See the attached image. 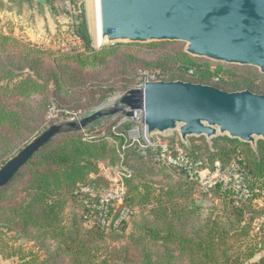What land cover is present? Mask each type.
<instances>
[{"label":"trees","instance_id":"obj_1","mask_svg":"<svg viewBox=\"0 0 264 264\" xmlns=\"http://www.w3.org/2000/svg\"><path fill=\"white\" fill-rule=\"evenodd\" d=\"M8 2L9 7L15 4L16 9L20 8L19 13L25 6L26 11L35 5L33 0ZM78 10L71 16L73 22L70 25V34L75 37L76 44L91 50V37L85 14ZM6 12L13 11L9 8ZM75 47L72 48L74 50L71 54L64 55L67 59H73L72 57L80 53ZM39 48L20 42L12 31L0 26V168L14 152L45 128L48 112L51 106H54L52 99L58 97L71 84L69 80L62 78V72L67 67L44 60ZM179 59L184 71L197 74L195 67L199 66L193 58L180 52ZM67 61H79L83 67L86 65L83 60ZM93 61L96 63L97 60ZM71 72V77L80 80L77 69L73 68ZM201 77L210 78L215 84L222 79L218 73L210 74L207 71L202 72ZM50 82H53L54 89ZM129 128V125H120L115 127L114 134L111 130L108 135L121 140L120 151L125 145V139L121 135L125 136ZM87 137L88 135L72 133L46 145L14 181L0 191V229L6 231V234L1 233L4 237L0 239L1 257L18 258L24 264H46L48 260L34 250L22 255L23 251L19 248L20 254H16L18 251L11 241L28 239L45 247L51 242H58V255L67 256L71 261H76V264H82L81 259L86 257L87 262L83 264H95L97 260H90L92 257L85 244L77 243L76 240L66 241L72 238L69 234H74L65 227L68 209L78 217L81 224L99 236L123 233L135 218L145 215L159 216L160 219L166 218L170 221L176 219L182 225L185 224L183 219H188L189 223L190 220H195V224L201 220L195 235L177 232L172 222L167 223L164 230L156 231L153 227H142V230L151 236L159 232L157 238L162 242L179 244L182 252L187 251L190 254L196 251V254L191 256L194 257L191 259L192 264H245L255 256L257 250L264 249V238L259 233L255 238L250 237L252 223L258 213L254 210L253 202L264 193V141L259 142L260 156L257 157L247 144L239 140L227 136L214 140V148L218 151L212 154V162L218 160L220 164L228 163L236 158L239 165L236 167L247 185V196L238 197L223 181L216 184L214 192L222 200L223 207L221 210L214 209V215L204 219H200L203 217L197 207L194 209L182 203L191 201L194 193L193 183L184 179L175 182L177 176L155 161V153L151 151L147 152V156H143L144 162L137 167L133 166L131 159L135 154L131 147L127 148L124 163L131 171V176L125 178V202L135 212L122 222L118 229L103 230L94 221L85 219L92 200L81 194L80 190L84 187L95 190L108 188L110 183L104 182L100 176V165L111 160H118L120 164V151L117 155L118 148L109 139ZM202 139L204 141V138ZM185 152L189 157L201 160L208 169L202 156ZM175 172L183 174L182 171ZM165 178L169 181L165 182ZM192 204H195V201H192ZM112 215L116 217L117 213ZM7 232L15 236H9ZM160 232L163 236H160ZM145 258L147 260L144 264H152L150 255L146 254ZM101 262L106 264V259ZM253 264H264V257Z\"/></svg>","mask_w":264,"mask_h":264},{"label":"rangeland","instance_id":"obj_2","mask_svg":"<svg viewBox=\"0 0 264 264\" xmlns=\"http://www.w3.org/2000/svg\"><path fill=\"white\" fill-rule=\"evenodd\" d=\"M9 4L8 0H0V11L2 13L0 15L2 20L0 26L7 31H12L20 42L33 44L37 48L40 47L39 49L42 53L41 57L44 60L67 67V69L62 72V78H64V80H69L71 83L69 88L65 89L58 97L52 99L54 106H51L46 117L47 121L45 128L42 129L39 135L53 125L71 122L78 123L80 120L100 110H113L116 107L124 108L120 104L121 98L133 89H141L146 82L182 81L192 84L214 86L226 92L248 90L255 94L264 95V74H262L258 68L228 65L204 58L192 57L186 53V44L181 42L98 44L95 37V28L98 22L97 0H59L55 8L58 21L57 25L53 26L52 31L46 30L43 24L40 23L38 18V5L35 4L31 6L30 10L26 11L25 9H27V6H25L22 12L19 13L18 11H21L20 8L16 9L15 4L9 7ZM9 8H11L13 12H6L9 11ZM78 9L82 10L85 14L91 37V50L82 48L79 44H76L74 42V37L70 34V25L73 22L71 16H73ZM20 16L22 17L20 18ZM73 47L80 50V53L72 57L73 59H67V56L64 55L71 54L74 50L72 49ZM180 52L187 54L195 60V63L199 66L195 67V70H197L196 75H193L191 71H184L182 63L179 61ZM67 60H83L82 62H85L86 65L83 67L80 65L79 61L68 62ZM93 60H97L96 63H94ZM73 68L79 71L78 78H80V80L71 77L73 76L71 72ZM206 71L210 74L218 73L222 79L218 84H215L210 78H202V72ZM165 78L169 81L164 80ZM50 84L52 89H54L53 82H50ZM4 88L5 87H2V89ZM138 114L139 111L134 118L126 117L122 114L104 117L80 131L70 127H64L63 134L56 137L52 142L72 133H80L82 136L88 135V139H109L110 142L116 144L118 155L121 140L118 137L113 136V138L108 135H110L109 133L111 130L114 134V128L118 127L119 124L129 125L130 128L127 130L128 132L125 136L132 137V139L129 138L130 142L132 140H137L135 145L131 147L135 154L131 159L132 165L137 167L144 162L142 158L145 157L140 150V147L145 144L142 131L137 124ZM106 134L107 136H105ZM37 136L14 152L10 158H8V161ZM222 137L225 136H219L211 141H207L204 137H191L188 139V142L184 144L181 143L179 139L178 131H174L164 137L155 135L151 137V139L155 140L156 138H160L170 144L178 143L183 150L193 155L202 156L208 169L204 168L213 174L216 164L218 163V160L212 162V154H216L218 151L214 148V140ZM115 138L116 140H114ZM202 138H204V141ZM260 141L261 140L257 141L255 145L247 144L252 153L257 157L260 156ZM16 142L19 141L16 140ZM220 144L222 143L220 142ZM224 145L225 144H223V146ZM205 147H207V149ZM118 162V160L116 162L111 160L101 163L100 176L104 182H109L108 175L104 172V169L108 170L109 177L114 178L118 173ZM5 163H7V161ZM236 166H239L236 158H233L228 163L221 162L220 167L225 179H214V182L218 184L223 181L228 184L229 188L235 191L238 197H246L247 185L244 183L242 174ZM169 171L177 176L178 179H176L175 182H181L184 179L193 183L192 189L194 193L191 201H182V203L194 209L197 207V211L203 217L200 219L214 215V209L216 208L219 210L222 209V200H220L218 194L214 192V187L209 190H204L200 182L187 179L183 174L177 173L175 170ZM168 181L169 180L165 178V182ZM192 201H195V204H192ZM253 204L254 210L258 213L252 223L250 237L255 238L256 234L259 233V235L264 238V193L260 194L259 197L254 200ZM67 212L68 215L65 227L67 231L74 234H69L68 236H72V238L66 241L72 242L76 240L77 243L85 244L89 248L92 257L90 260L92 262L97 260L95 264H103L101 260L104 259H106V264H144L147 260L145 258L146 254L150 255L152 264H192L191 259L194 257L191 256L196 254V251L190 254L187 251L182 252L179 249V244L170 241L162 242L157 238L159 232L151 236L148 235L146 231L142 230V227L149 226V228L153 227L154 230L158 231L166 229L167 223L172 222L177 232L185 235H195L200 228L199 221L201 220H198L197 224H195V220H190L189 223L188 219H183L182 221H184L185 224L182 225L180 221L176 219L170 221L166 218L160 219L159 216L154 217L152 215H145L135 218L131 222L129 228L123 233L99 236L81 224L78 217L76 218L74 213H71V209H68ZM1 233L6 234V231L0 229V239L3 237ZM7 235L15 236V234L8 232ZM200 235L203 236L202 233ZM160 236H163L161 232ZM14 242L11 241V244H15L14 246L18 251L16 254H20L19 248L23 251L21 253L22 255H27L31 250H34V252L40 254L42 258L48 260L46 264H76V261H71L69 257L62 254L58 255L60 248L58 242H51L46 247L41 244H35L28 239L20 241L15 240ZM263 257L264 249L257 250L255 256L251 260H247L245 264H253L260 261ZM80 262L82 264L86 263V257L81 259ZM0 264L24 263L18 258L6 259L0 256Z\"/></svg>","mask_w":264,"mask_h":264},{"label":"water","instance_id":"obj_3","mask_svg":"<svg viewBox=\"0 0 264 264\" xmlns=\"http://www.w3.org/2000/svg\"><path fill=\"white\" fill-rule=\"evenodd\" d=\"M45 0H37L43 4ZM100 44L181 42L186 53L213 62L251 66L264 74V0H98ZM113 110H100L78 123L53 125L0 168V191L32 158L62 135L64 127L84 130L109 116L144 112L146 136L178 131L211 141L227 136L255 145L264 141V95L226 92L182 81L146 82L121 98Z\"/></svg>","mask_w":264,"mask_h":264},{"label":"built area","instance_id":"obj_4","mask_svg":"<svg viewBox=\"0 0 264 264\" xmlns=\"http://www.w3.org/2000/svg\"><path fill=\"white\" fill-rule=\"evenodd\" d=\"M139 113L137 124L142 131L145 144L140 147L143 155L146 156L148 151L154 152L155 161L163 164L169 170L182 171L185 178L200 182L204 190H209L217 184L214 179H225L219 163L216 164L215 172L211 174L204 168V163L201 160L189 157L178 143L170 144L160 138L155 140L148 138L144 126V112L139 110ZM121 136L125 139V145H123L119 154L120 164L116 177H109L108 170L104 169V172L108 175L110 186L102 190H95L90 187H84L80 190L81 194L92 200L85 219L89 222L94 221L103 230L118 229L121 223L135 212L125 202V178L131 176V171L128 170L124 162L127 148L135 145L137 140L130 142L129 138L132 139V137ZM112 213H117L116 217Z\"/></svg>","mask_w":264,"mask_h":264},{"label":"crops","instance_id":"obj_5","mask_svg":"<svg viewBox=\"0 0 264 264\" xmlns=\"http://www.w3.org/2000/svg\"><path fill=\"white\" fill-rule=\"evenodd\" d=\"M36 5H38V18L43 27L52 31L53 26L57 25L58 15L56 14V5L59 0H45L43 4H39L37 0H33ZM22 16H20L21 18ZM60 25V24H59Z\"/></svg>","mask_w":264,"mask_h":264},{"label":"bare ground","instance_id":"obj_6","mask_svg":"<svg viewBox=\"0 0 264 264\" xmlns=\"http://www.w3.org/2000/svg\"><path fill=\"white\" fill-rule=\"evenodd\" d=\"M97 6H98V0H97ZM95 37H96V42L98 43V44H100V42H101V34H100V23H99V12H98V22H97V27L95 28ZM138 111H136L135 112V117H136V113H137ZM139 116H140V113L138 114V118H139ZM138 118H137V120H138Z\"/></svg>","mask_w":264,"mask_h":264}]
</instances>
